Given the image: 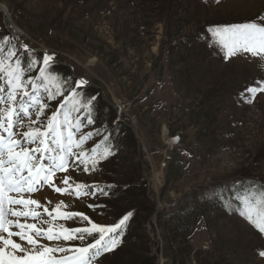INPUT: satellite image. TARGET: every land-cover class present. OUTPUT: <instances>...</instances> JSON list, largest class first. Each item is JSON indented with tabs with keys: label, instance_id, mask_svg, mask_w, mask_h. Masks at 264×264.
<instances>
[{
	"label": "rangeland",
	"instance_id": "obj_1",
	"mask_svg": "<svg viewBox=\"0 0 264 264\" xmlns=\"http://www.w3.org/2000/svg\"><path fill=\"white\" fill-rule=\"evenodd\" d=\"M2 7L25 43L56 54L63 78L89 81L97 109L86 131L122 138L97 172L58 173L114 185L108 197L37 196L104 225L134 214L135 232L127 225L120 246L97 264H264V236L221 200L238 182L264 185V92L244 98L264 81V61L225 60L209 31L257 20L264 0H0ZM0 33L9 34L2 13ZM174 134L182 144L167 150ZM141 189L133 208L126 193ZM97 203L106 207L87 206Z\"/></svg>",
	"mask_w": 264,
	"mask_h": 264
},
{
	"label": "snow or ice",
	"instance_id": "obj_2",
	"mask_svg": "<svg viewBox=\"0 0 264 264\" xmlns=\"http://www.w3.org/2000/svg\"><path fill=\"white\" fill-rule=\"evenodd\" d=\"M209 31L211 46H218L225 60L250 54L264 61V16ZM58 63L54 52L31 48L14 32L0 33V264H97L120 246L133 215L130 211L112 225L99 224L83 212L67 210L64 200L49 207L52 199L45 195L41 203L34 195L47 188L60 196L99 199L114 187L58 176L70 168L90 175L115 155L110 134L85 147L102 134L98 128L83 131L95 124L97 96L87 93L88 80L63 78ZM245 91L251 103L264 92V81ZM52 101L58 102L47 114ZM234 188L221 198L224 207L264 236V185L238 182ZM87 206L93 211L106 207Z\"/></svg>",
	"mask_w": 264,
	"mask_h": 264
},
{
	"label": "trees",
	"instance_id": "obj_3",
	"mask_svg": "<svg viewBox=\"0 0 264 264\" xmlns=\"http://www.w3.org/2000/svg\"><path fill=\"white\" fill-rule=\"evenodd\" d=\"M122 138H120V139H117V140H113L114 142L116 141V142H119L120 143V140H121ZM126 144H128L127 142H126ZM137 181H139V178H137ZM121 194H125L123 191H121ZM126 196H127V199H129L130 200V202H129V204H131V206H133V208L135 207V204H134V202H135V200L136 199H143V198H145V193L143 192V190L141 189L140 190V192L137 194V195H135V194H132V193H126ZM133 198V199H132ZM128 200V201H129ZM128 201L126 202L127 203V205H129L128 204ZM126 205V206H127ZM125 211V210H124ZM124 213V212H123ZM121 215H122V213H121ZM133 216H134V214H133ZM133 217H132V220H130L129 219V221L127 222V224L132 228V230L135 232V226H136V222H134L135 224H134V226H133ZM182 232H184V228L182 227V228H178V233H182ZM139 264H154V262H153V258H150V260H144L142 263H139Z\"/></svg>",
	"mask_w": 264,
	"mask_h": 264
},
{
	"label": "bare ground",
	"instance_id": "obj_4",
	"mask_svg": "<svg viewBox=\"0 0 264 264\" xmlns=\"http://www.w3.org/2000/svg\"><path fill=\"white\" fill-rule=\"evenodd\" d=\"M0 13H2V15L5 16V20H6V26L8 28V32L11 33V32H14L16 35H19L21 37V39H24V34H22L19 29L11 22L10 18H8V13L5 11V9L2 7L0 8ZM164 132V131H163ZM163 136H164V141L167 140L166 138V132L163 133ZM158 178V177H157ZM159 181V179H158ZM46 195V194H45ZM47 196V195H46Z\"/></svg>",
	"mask_w": 264,
	"mask_h": 264
},
{
	"label": "built area",
	"instance_id": "obj_5",
	"mask_svg": "<svg viewBox=\"0 0 264 264\" xmlns=\"http://www.w3.org/2000/svg\"><path fill=\"white\" fill-rule=\"evenodd\" d=\"M179 145H180V136L176 134L171 137L170 142H166L164 144V146L167 149H172V148L178 147Z\"/></svg>",
	"mask_w": 264,
	"mask_h": 264
},
{
	"label": "water",
	"instance_id": "obj_6",
	"mask_svg": "<svg viewBox=\"0 0 264 264\" xmlns=\"http://www.w3.org/2000/svg\"><path fill=\"white\" fill-rule=\"evenodd\" d=\"M3 18H4V21H5V24H6V20H5V16L3 15ZM158 209H159V207H158Z\"/></svg>",
	"mask_w": 264,
	"mask_h": 264
}]
</instances>
